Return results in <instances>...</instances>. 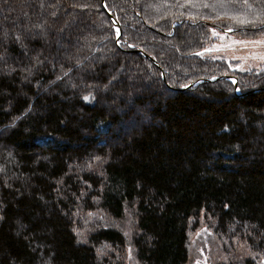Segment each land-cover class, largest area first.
<instances>
[{
    "label": "trees",
    "instance_id": "trees-1",
    "mask_svg": "<svg viewBox=\"0 0 264 264\" xmlns=\"http://www.w3.org/2000/svg\"><path fill=\"white\" fill-rule=\"evenodd\" d=\"M260 21L264 0H0V264H188L200 222L218 264L264 260V66L197 55Z\"/></svg>",
    "mask_w": 264,
    "mask_h": 264
},
{
    "label": "rangeland",
    "instance_id": "rangeland-1",
    "mask_svg": "<svg viewBox=\"0 0 264 264\" xmlns=\"http://www.w3.org/2000/svg\"><path fill=\"white\" fill-rule=\"evenodd\" d=\"M224 15L230 16L231 18H238L239 20H248V18L252 17L251 13L232 14L228 12ZM211 30L212 43L207 48H212L214 51L205 52V54L229 61H236L239 64L240 70H251L264 66V43H236L238 41H260L264 40V37L245 38L242 34H229L228 32L217 31L216 29L215 31L219 35L214 36ZM119 75H122V73H119ZM111 85H108L109 89H111ZM132 90L130 82L126 83L125 87L114 90V98L112 97L114 103H111L109 108L112 109L117 103L123 101L126 97L125 94L130 93ZM133 106L134 104L132 105V103L127 102L125 109L127 110ZM83 134L86 135V133ZM195 226L196 228L193 226L194 229L189 239L190 260L188 264H197V262L199 264H218L223 260L221 245L210 230L206 226H203L202 222ZM120 228L127 235H130L131 222L129 219L124 221L120 225ZM126 264H140L130 245L128 246ZM259 264H264V260Z\"/></svg>",
    "mask_w": 264,
    "mask_h": 264
},
{
    "label": "snow or ice",
    "instance_id": "snow-or-ice-1",
    "mask_svg": "<svg viewBox=\"0 0 264 264\" xmlns=\"http://www.w3.org/2000/svg\"><path fill=\"white\" fill-rule=\"evenodd\" d=\"M245 3H246V0H245ZM204 6H205V7H208L209 5L205 4ZM234 19H237V22L240 23V24L253 23V22H249V21H247V20H239L238 18H234ZM260 24H261L262 27H264V21H260ZM253 26H256L255 23H253ZM211 31H212V33H213L214 36L219 35V34L215 31V29H212ZM227 31H232V28H231V27H228V28H227ZM117 32H119V30H117ZM16 40H17L18 42H21V44H22L21 37L17 36V37H16ZM236 43H264V40H260V41H249V42L238 41V42H236ZM212 51H214V49H212V48H207V49H204V51L197 53V55H201V56H203V55H204V52H212ZM35 59H36V62H37L38 64H39V63H42V61H40V59H39L38 56H37ZM0 60H3V56H0ZM12 71H15V69H12ZM29 74H31V73L29 72ZM65 74H66V73H65ZM84 99H85V100H88L89 97L86 96V97H84ZM2 219H3V217L0 216V220H2ZM21 227H23V226H21ZM77 234H78V235H81L80 233H77ZM79 242H80V241H78V243H79ZM98 252H99V250H98ZM197 264H199V262H197Z\"/></svg>",
    "mask_w": 264,
    "mask_h": 264
},
{
    "label": "water",
    "instance_id": "water-1",
    "mask_svg": "<svg viewBox=\"0 0 264 264\" xmlns=\"http://www.w3.org/2000/svg\"><path fill=\"white\" fill-rule=\"evenodd\" d=\"M103 2H104V0H103ZM109 15H110V14H109ZM110 18L113 20L112 15H110ZM116 26H117V28H118V30H119V34H120V33H121L120 27H119V25H117V24H116ZM146 57H148V56H146ZM148 58H149V57H148ZM227 79H229V80L233 81L234 83H236V80H235V79H231L230 77L227 78Z\"/></svg>",
    "mask_w": 264,
    "mask_h": 264
}]
</instances>
